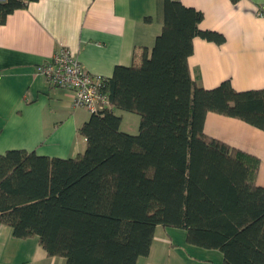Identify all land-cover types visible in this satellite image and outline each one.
<instances>
[{
    "label": "trees",
    "instance_id": "obj_1",
    "mask_svg": "<svg viewBox=\"0 0 264 264\" xmlns=\"http://www.w3.org/2000/svg\"><path fill=\"white\" fill-rule=\"evenodd\" d=\"M36 0L0 3V21ZM235 1V0H234ZM203 12L162 0V29L139 62L104 77L111 107L79 128L86 148L73 157L9 149L0 155V226L38 236L65 264H136L148 255L157 225L182 227L187 241L223 252V264H264V186L260 159L204 130L208 112L264 130V87L213 88L193 79L189 57ZM127 111L137 133L121 129Z\"/></svg>",
    "mask_w": 264,
    "mask_h": 264
},
{
    "label": "crops",
    "instance_id": "obj_2",
    "mask_svg": "<svg viewBox=\"0 0 264 264\" xmlns=\"http://www.w3.org/2000/svg\"><path fill=\"white\" fill-rule=\"evenodd\" d=\"M6 0H0L5 2ZM203 12L202 29L225 35L223 43L193 40L189 66L194 81L213 88L229 79L235 89L264 87V0H180ZM162 29V0H36L0 21V155L9 149L73 157L86 148L79 128L91 113L73 104L74 92L51 85L39 65L69 48L83 67L110 77L116 65L139 62ZM121 129L137 133L140 116L127 111ZM205 132L260 159L264 186V130L237 117L208 112ZM220 249L187 241L182 227L157 225L148 255L136 264H223ZM49 256L38 236L16 237L0 226V264H65Z\"/></svg>",
    "mask_w": 264,
    "mask_h": 264
},
{
    "label": "built area",
    "instance_id": "obj_3",
    "mask_svg": "<svg viewBox=\"0 0 264 264\" xmlns=\"http://www.w3.org/2000/svg\"><path fill=\"white\" fill-rule=\"evenodd\" d=\"M257 12L264 16V4L257 8ZM38 69L51 85L74 92V106L85 107L90 113L111 107L109 96L103 90L104 77L86 70L69 48L55 52Z\"/></svg>",
    "mask_w": 264,
    "mask_h": 264
}]
</instances>
